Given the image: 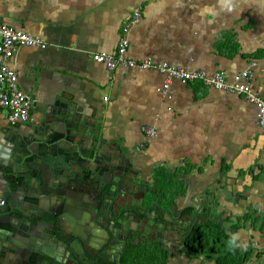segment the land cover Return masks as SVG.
Returning <instances> with one entry per match:
<instances>
[{
	"label": "crops",
	"instance_id": "obj_1",
	"mask_svg": "<svg viewBox=\"0 0 264 264\" xmlns=\"http://www.w3.org/2000/svg\"><path fill=\"white\" fill-rule=\"evenodd\" d=\"M135 11L141 18L132 25ZM0 23L47 45L19 48L11 62L37 109L58 98L74 101L78 118L100 131L103 150L107 145L150 187L149 199L163 195V204L190 222L186 211L201 218L216 196L211 211L223 222L228 247L249 255L245 264H264V130L255 105L199 81H172L164 95L167 77L158 69L109 71L92 59L113 54L124 36L135 62L229 79L250 71L264 98V0H1ZM8 116L0 108V129L12 123ZM39 116L32 109L31 119L17 126ZM163 244L164 264H218L221 257L193 258L179 242ZM158 249L139 264H158Z\"/></svg>",
	"mask_w": 264,
	"mask_h": 264
},
{
	"label": "flooded vegetation",
	"instance_id": "obj_2",
	"mask_svg": "<svg viewBox=\"0 0 264 264\" xmlns=\"http://www.w3.org/2000/svg\"><path fill=\"white\" fill-rule=\"evenodd\" d=\"M55 153L58 170L44 178L46 194L21 195L17 211L4 199L5 264H139L151 249L162 248L158 253L164 256L165 240H182L171 238L170 229L183 237L192 221L164 205L161 193L159 201L149 199L150 187L129 164L112 157L107 145L97 160L89 146L76 143ZM18 246L20 256L14 254Z\"/></svg>",
	"mask_w": 264,
	"mask_h": 264
},
{
	"label": "water",
	"instance_id": "obj_3",
	"mask_svg": "<svg viewBox=\"0 0 264 264\" xmlns=\"http://www.w3.org/2000/svg\"><path fill=\"white\" fill-rule=\"evenodd\" d=\"M73 102L58 98L37 109L34 101L33 111L40 114L37 122L25 128L11 123L0 129V197L11 203L12 210H18L21 195L47 193L44 178L56 176L55 169H58L51 157H56L58 147L71 143L89 146L96 160L103 158L104 139L100 131L92 130L82 116L78 118ZM179 231L173 229L172 233L182 238L179 243L185 248L188 229L183 230V237ZM7 252L0 245V264L6 263ZM20 252L19 246L14 248L16 256H20Z\"/></svg>",
	"mask_w": 264,
	"mask_h": 264
},
{
	"label": "built area",
	"instance_id": "obj_4",
	"mask_svg": "<svg viewBox=\"0 0 264 264\" xmlns=\"http://www.w3.org/2000/svg\"><path fill=\"white\" fill-rule=\"evenodd\" d=\"M1 1V0H0ZM140 11H135L130 24L140 21ZM129 40L122 36L117 50L113 54H93V61L105 65L109 71H114L119 66L139 67L143 70L158 69L167 78L161 92L168 95L172 81L191 83L199 81L204 86L228 94L245 97L257 108V120L264 130V98L251 84L250 71L236 74L231 79L224 73L217 72L207 74L201 71H190L181 67L170 66L166 63L156 64L149 60L135 62L128 57ZM19 48H40L45 49L47 45L29 33L13 26L0 23V108L8 111L9 120L12 123H26L31 119L34 100L25 93L19 86V77L11 62L15 52ZM147 133L153 136L154 129H146ZM5 205V200L0 197V210Z\"/></svg>",
	"mask_w": 264,
	"mask_h": 264
},
{
	"label": "trees",
	"instance_id": "obj_5",
	"mask_svg": "<svg viewBox=\"0 0 264 264\" xmlns=\"http://www.w3.org/2000/svg\"><path fill=\"white\" fill-rule=\"evenodd\" d=\"M158 173L161 176L163 174L162 171H159ZM165 180L166 176L163 177L161 183L165 182ZM157 188L163 192L166 190L167 186L165 185L160 187L157 185ZM243 195V192L238 193L237 197L242 198ZM212 198V200H207L209 203V210L205 212L201 218L200 216L198 218L196 214L190 211H186L187 216L193 218L194 220L188 226V238L186 239L187 244L184 246L185 248H183V252L193 258H199L202 255L205 257L210 256L212 258L215 257L216 254L220 255L221 257L218 260V264H245L249 259V255H243L242 251L237 247H228L226 243V229L223 227V222L220 221L218 215L213 214L211 211V206L213 204L214 206L217 205L216 196ZM200 220H202V223H199ZM198 239L199 243L197 244L196 241ZM152 255H155L152 257L156 260L157 257L154 250ZM222 255H224L223 258ZM164 262H166V258L165 256H162L158 264H164Z\"/></svg>",
	"mask_w": 264,
	"mask_h": 264
}]
</instances>
